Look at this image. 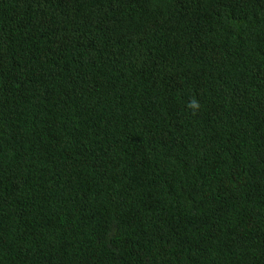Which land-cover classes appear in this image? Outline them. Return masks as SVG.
Masks as SVG:
<instances>
[{"label": "trees", "instance_id": "trees-1", "mask_svg": "<svg viewBox=\"0 0 264 264\" xmlns=\"http://www.w3.org/2000/svg\"><path fill=\"white\" fill-rule=\"evenodd\" d=\"M0 264H264V0H0Z\"/></svg>", "mask_w": 264, "mask_h": 264}, {"label": "clouds", "instance_id": "clouds-1", "mask_svg": "<svg viewBox=\"0 0 264 264\" xmlns=\"http://www.w3.org/2000/svg\"><path fill=\"white\" fill-rule=\"evenodd\" d=\"M192 107L199 108V105L198 104H194V105H192Z\"/></svg>", "mask_w": 264, "mask_h": 264}]
</instances>
